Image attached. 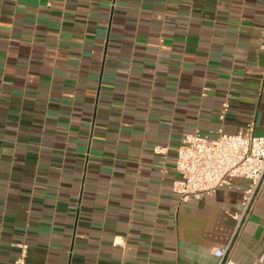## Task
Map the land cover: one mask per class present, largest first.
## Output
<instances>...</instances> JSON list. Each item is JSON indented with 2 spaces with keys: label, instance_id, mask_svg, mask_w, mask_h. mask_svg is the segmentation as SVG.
<instances>
[{
  "label": "crops",
  "instance_id": "obj_1",
  "mask_svg": "<svg viewBox=\"0 0 264 264\" xmlns=\"http://www.w3.org/2000/svg\"><path fill=\"white\" fill-rule=\"evenodd\" d=\"M47 1L0 0V264H217L247 182L180 202L176 149L264 134V0ZM229 255L264 264V182Z\"/></svg>",
  "mask_w": 264,
  "mask_h": 264
},
{
  "label": "built area",
  "instance_id": "obj_2",
  "mask_svg": "<svg viewBox=\"0 0 264 264\" xmlns=\"http://www.w3.org/2000/svg\"><path fill=\"white\" fill-rule=\"evenodd\" d=\"M47 5L51 6L52 0ZM229 107L228 102L223 104L221 120ZM176 152L175 169L179 177L173 182V191L180 202L202 199L234 178L247 182L241 208L231 213L234 221L231 240L227 247L214 250L217 264H237L229 252L248 221L264 182V134L255 132L254 122L236 133H228L222 127L209 133L197 130L182 138ZM14 245L19 248V254L13 264H27L29 244L22 241Z\"/></svg>",
  "mask_w": 264,
  "mask_h": 264
}]
</instances>
